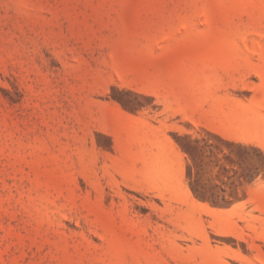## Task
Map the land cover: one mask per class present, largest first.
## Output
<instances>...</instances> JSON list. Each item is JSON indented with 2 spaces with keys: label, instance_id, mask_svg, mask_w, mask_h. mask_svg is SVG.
Listing matches in <instances>:
<instances>
[{
  "label": "rangeland",
  "instance_id": "1",
  "mask_svg": "<svg viewBox=\"0 0 264 264\" xmlns=\"http://www.w3.org/2000/svg\"><path fill=\"white\" fill-rule=\"evenodd\" d=\"M0 264H264V0H0Z\"/></svg>",
  "mask_w": 264,
  "mask_h": 264
},
{
  "label": "trees",
  "instance_id": "2",
  "mask_svg": "<svg viewBox=\"0 0 264 264\" xmlns=\"http://www.w3.org/2000/svg\"><path fill=\"white\" fill-rule=\"evenodd\" d=\"M238 149H242V150H243V153L238 154V156L241 157V156L243 155L245 158H247L248 161H251L252 158H253L251 152H257V153L255 154V157H259V152H258V150L254 149V148H250V147H242V146L238 145ZM184 150L187 152L186 149H184ZM248 172H249L248 175H249L250 177H252V176H253V175H252V174H253V171H251V169H249ZM193 192H194V194H195L196 197H198V198H202V197H200V195H198V193H197L195 190H194ZM209 198L211 199V196H210ZM211 202L215 203L216 201L213 200V199H211Z\"/></svg>",
  "mask_w": 264,
  "mask_h": 264
}]
</instances>
